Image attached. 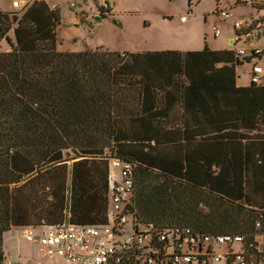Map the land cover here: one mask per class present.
Returning a JSON list of instances; mask_svg holds the SVG:
<instances>
[{
  "label": "trees",
  "instance_id": "obj_1",
  "mask_svg": "<svg viewBox=\"0 0 264 264\" xmlns=\"http://www.w3.org/2000/svg\"><path fill=\"white\" fill-rule=\"evenodd\" d=\"M59 24V10L43 0L22 13L0 10V41L11 46L0 51V264H8L4 235L14 228L61 223L65 215L74 224L105 223L74 214L79 204L94 205L91 197L107 209L110 159L133 166L138 219L252 238L264 207L228 196L224 176L196 161L189 108L174 119L152 102L164 101L158 93L167 87L185 99L213 87L212 72L238 66L234 52L223 62L206 42L203 51L183 53L60 51Z\"/></svg>",
  "mask_w": 264,
  "mask_h": 264
},
{
  "label": "built area",
  "instance_id": "obj_2",
  "mask_svg": "<svg viewBox=\"0 0 264 264\" xmlns=\"http://www.w3.org/2000/svg\"><path fill=\"white\" fill-rule=\"evenodd\" d=\"M236 5L238 0H217L212 34L231 30L238 66L247 65L250 82L264 86V13L231 21L230 10ZM111 166L120 172L119 178L109 174L105 223L74 224L66 217L61 223L18 229L38 250L37 264H264V210L254 221L250 239L187 224L145 222L136 215L133 166L119 160H112Z\"/></svg>",
  "mask_w": 264,
  "mask_h": 264
},
{
  "label": "crops",
  "instance_id": "obj_3",
  "mask_svg": "<svg viewBox=\"0 0 264 264\" xmlns=\"http://www.w3.org/2000/svg\"><path fill=\"white\" fill-rule=\"evenodd\" d=\"M253 3H243L241 0H238V5L250 4L255 9L258 6L261 10L257 11V14L264 13V0H257L256 2L253 0ZM20 4L25 5V2H20ZM47 4L50 8L59 10L61 20L63 9L60 5L55 3ZM114 5L115 3L112 1V7ZM10 9L14 10L10 6L8 9H2L0 7V10L3 12L10 11ZM79 11L77 10L74 13L72 25L80 29H85L84 26L89 24V16L87 15L85 21H83ZM145 24H148L147 21H145ZM8 35L13 39V29L8 32ZM59 35L62 41L66 42L62 36L60 24L58 26ZM68 36L70 38L72 37V35ZM220 36V41L215 45H212V42L206 38L204 39V44L205 42L207 43L208 50L213 52L214 59L222 60L223 62L226 60L230 61L233 58V50L230 46L233 33L227 29ZM3 43L10 46L6 39H2L0 41V51L11 50V46L8 49L7 46H3ZM85 46L81 49H84ZM203 49L204 45L197 49H143L123 52L176 50L183 53L187 51H203ZM78 51L81 50L77 49L73 52ZM216 66L220 67L222 63H216ZM239 67L236 66L234 71L222 70L220 72H212V76L216 77L214 78V86L209 87V89L197 88L193 95L186 94V99L184 98L185 92H182L180 88L167 87L165 93H158V96L161 94L165 95L163 98L164 101L159 98V103L155 99L152 102L155 106L158 104L162 113L174 119H179L180 112H182L183 108H189L190 114L192 115L191 122L194 124L192 125L193 129H198L197 134L191 139L196 161H204L205 159L207 164L209 163L210 165L208 169L211 173H221L224 176V181L227 184L225 191L228 196L241 200L246 208L258 210L264 207V136H261V134H264V120H262L264 118V86L252 85L249 74L247 76V82H239ZM172 78L174 79V76ZM172 78L167 77L168 80ZM207 93L211 94L208 95ZM185 102L186 105L184 104ZM160 137L164 141L167 134L162 133ZM180 141L184 142V139L182 138ZM215 158L217 159L215 160ZM219 158H221L222 163H219ZM78 159L80 158L69 160V166ZM111 163L112 159L109 161L110 171L112 168ZM90 199L94 202V205L87 207L79 204L78 207H81V209L76 210L74 214L75 219L88 223L105 220L106 203L101 202L100 197H91ZM66 217L67 215H65L64 219ZM20 247L21 242H18V253L20 252ZM31 248L33 247L31 246ZM18 257L19 259H23L21 254H18ZM30 258L34 259L32 253L24 258V262L19 260H6L8 264L13 262L37 264L35 259L34 261H30Z\"/></svg>",
  "mask_w": 264,
  "mask_h": 264
},
{
  "label": "rangeland",
  "instance_id": "obj_4",
  "mask_svg": "<svg viewBox=\"0 0 264 264\" xmlns=\"http://www.w3.org/2000/svg\"><path fill=\"white\" fill-rule=\"evenodd\" d=\"M33 0H0L2 9L7 12L22 13L25 6ZM58 4L63 9L60 20V51L73 52L82 47L110 51H139L143 49H197L204 45V39L215 45L220 37H214L211 26L217 21L212 13L217 9V0H43ZM112 1L115 5L112 7ZM257 0H254L256 2ZM14 2L25 5L14 6ZM57 2V3H56ZM248 3L254 4L253 0ZM238 5L230 10V20L253 17L257 10L252 5ZM22 9V10H21ZM79 11L83 21L89 16L85 29L72 25L74 13ZM100 20H95V16ZM147 21L148 24H145ZM61 30V29H60ZM59 30V32H60ZM227 30V29H225ZM72 35V39L68 36ZM225 36V35H224ZM65 43V44H64ZM7 46L3 43V46ZM1 46V45H0ZM10 49V46H7ZM239 82H247L249 67L238 68ZM111 172L119 175V168L112 167ZM18 242H21L18 253ZM7 260H19L30 253L39 260L36 248L21 238L20 230L14 229L5 235L4 245ZM21 254L23 259H19ZM47 263V260L43 262ZM28 264V262H27Z\"/></svg>",
  "mask_w": 264,
  "mask_h": 264
},
{
  "label": "water",
  "instance_id": "obj_5",
  "mask_svg": "<svg viewBox=\"0 0 264 264\" xmlns=\"http://www.w3.org/2000/svg\"><path fill=\"white\" fill-rule=\"evenodd\" d=\"M95 18V20H100V17L99 16H95L94 17ZM9 264H22V263H20V262H13V263H9Z\"/></svg>",
  "mask_w": 264,
  "mask_h": 264
}]
</instances>
